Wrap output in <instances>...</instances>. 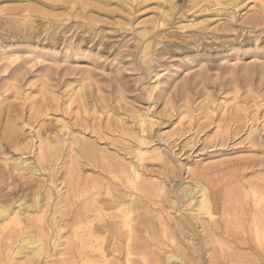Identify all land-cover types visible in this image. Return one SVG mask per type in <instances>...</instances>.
<instances>
[{"label": "rangeland", "instance_id": "1", "mask_svg": "<svg viewBox=\"0 0 264 264\" xmlns=\"http://www.w3.org/2000/svg\"><path fill=\"white\" fill-rule=\"evenodd\" d=\"M168 1L0 0V206H11L10 217L43 183L51 239L73 240L83 226L73 224L76 211L90 199L103 207L144 198L128 184L136 171V183L154 189L148 211L162 207L146 215L151 242L165 250L177 242L160 234L159 218L181 228L182 217L195 215L187 202L175 205L195 180L184 166H205V182L222 185L244 170L264 183V67H245L264 66V23H244L264 0ZM25 214L23 222L35 217ZM5 222L2 240L14 229ZM188 238L182 242L197 251ZM222 241L206 236V264H218ZM58 252L52 260L70 259Z\"/></svg>", "mask_w": 264, "mask_h": 264}, {"label": "bare ground", "instance_id": "2", "mask_svg": "<svg viewBox=\"0 0 264 264\" xmlns=\"http://www.w3.org/2000/svg\"><path fill=\"white\" fill-rule=\"evenodd\" d=\"M162 1L165 4L169 3L168 0ZM260 10V13L247 18L244 23L250 25L264 23L263 5H260ZM245 67L264 66L250 64ZM250 75L249 71L245 73L246 83L250 81L248 80ZM40 156L42 155L40 154ZM102 162L101 168L103 171H107L110 176L115 177L113 170L110 171L108 165L104 161ZM38 165L40 166V164ZM193 166H184L183 172L195 178L194 184L190 186L189 181L187 182L189 185L181 191L182 196L176 197L175 205L177 207V205L180 206L183 202H187L188 211L194 213V217L187 218L184 216L185 219L180 218L182 229L179 226L177 228L170 221H166L162 216L159 218L160 234L164 238H169L171 244L176 241V245L171 246L167 243L165 250H162L155 249L154 243L151 242L154 225L147 215L152 212L160 214L163 210L162 207L158 206L157 210L151 209L148 211L149 204L153 205V203L151 201L147 202L145 198H148V195L151 196L150 193H154L151 192L154 189L152 190L151 186L145 187L142 183H136L139 174L134 171L133 176L128 177V184L134 192L143 194L144 198L138 196L137 200L133 202H118L109 199L103 201L104 208L97 205L98 200L90 199L88 203L83 204L80 208L78 207L76 211L73 224L74 226L83 225V228L80 227L78 230L73 231V240H63L61 235L57 236L56 239H51L49 232H54V230L51 229L50 224H47L45 218V214L49 213L50 210H42L40 205V195L44 189L43 183H38L39 186L36 191L33 189L35 192L31 196V205L27 204L24 199L15 202V204H18V210L14 212L13 216L10 217L11 206L9 204V206H0V219L5 222L8 218L4 225L1 224L3 229L7 230L9 226L14 228L6 233L3 239L8 243L3 247L0 246V264H16L15 261L19 258H23V261H20L21 264H206L204 255H206V236L208 235L214 236V238L219 236L224 240L218 242V251L221 253L218 262L216 261L218 264H264V249L257 252L251 245V242L264 244V183L262 185L251 183L246 179L244 170L236 171L233 177L227 175L222 185L216 182L217 180L212 181L210 179L205 182L203 181L206 179L204 178L206 176L205 166L204 169L201 165ZM254 168L255 165H248L245 169L253 170ZM121 173L124 176L127 174L126 171L124 173L122 168ZM223 187L224 189L221 192ZM24 191L26 190L24 189ZM48 200L44 201L48 202ZM65 200L69 201V198ZM20 202L23 203L20 204ZM65 207L61 209H67L66 205ZM47 208L49 209L48 205ZM105 208L109 211L108 213L104 212ZM219 211L225 217L215 220L214 217ZM27 212H32L35 217L33 219L26 218L27 220L23 222L21 217ZM54 215L51 219L54 222V229L57 233H62L64 227L62 230L56 224L58 221L55 220ZM61 215L62 213L59 214V216ZM90 216H92V219H89ZM155 216L152 215L151 218ZM196 216H199V218ZM206 218H208L207 224ZM197 229H200L198 233H196ZM228 229L231 230V233L228 232ZM184 231L186 232L184 233ZM189 236L190 239L196 237V240H198L197 251L196 248L194 249L191 245L182 242L185 238L189 239ZM65 237H68V234ZM3 240L0 239L2 242ZM227 244L235 246L232 247L231 252L226 251V249H229ZM242 249L251 250V254L256 258L240 252ZM56 250H59L56 253L59 256H68L70 259L52 260L55 255L53 252ZM43 260L47 261L43 262ZM208 264H211V260L208 261Z\"/></svg>", "mask_w": 264, "mask_h": 264}]
</instances>
